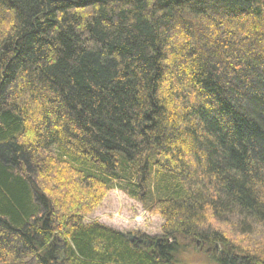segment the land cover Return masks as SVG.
<instances>
[{
	"label": "trees",
	"instance_id": "1",
	"mask_svg": "<svg viewBox=\"0 0 264 264\" xmlns=\"http://www.w3.org/2000/svg\"><path fill=\"white\" fill-rule=\"evenodd\" d=\"M112 189L164 240L86 223ZM191 241L264 264V0H0V264H178Z\"/></svg>",
	"mask_w": 264,
	"mask_h": 264
},
{
	"label": "rangeland",
	"instance_id": "2",
	"mask_svg": "<svg viewBox=\"0 0 264 264\" xmlns=\"http://www.w3.org/2000/svg\"><path fill=\"white\" fill-rule=\"evenodd\" d=\"M84 221L86 223L100 222L125 235H134L138 239L151 241V243L163 238V218L159 214L151 213L137 199L129 197L119 189L108 191L96 205L87 210ZM240 238V241H243L242 238H244L249 244H258L256 241L261 240V236L255 232L242 234ZM138 239L134 242L145 243L139 242ZM237 241H239L237 238H228L229 244L234 248L233 253L230 254L232 257L236 255L235 248L239 247ZM180 244L181 250L176 252L178 264H211V256L227 254V247L223 243L220 244V251L216 248V244L209 245L206 249L200 242L195 241L181 242ZM241 245L245 246L242 243Z\"/></svg>",
	"mask_w": 264,
	"mask_h": 264
},
{
	"label": "water",
	"instance_id": "3",
	"mask_svg": "<svg viewBox=\"0 0 264 264\" xmlns=\"http://www.w3.org/2000/svg\"><path fill=\"white\" fill-rule=\"evenodd\" d=\"M124 235H125V234H124ZM125 237H126L130 242H134V240L138 239V237H136V236H134V235H130V236L125 235ZM161 240H162V238L157 239L156 244H159ZM138 241H139V242H142V241H143V242H147V241H144V240H142V239H138ZM168 241L171 242V239H168ZM198 242H199V241H198ZM148 243H151V241H148ZM216 248L219 249L218 251L221 250V247H220V243H219V242L216 243Z\"/></svg>",
	"mask_w": 264,
	"mask_h": 264
}]
</instances>
